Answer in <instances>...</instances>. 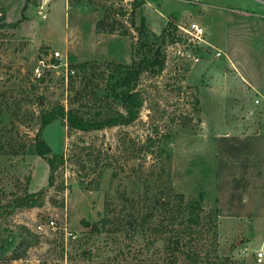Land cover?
I'll return each instance as SVG.
<instances>
[{
  "label": "rangeland",
  "instance_id": "rangeland-1",
  "mask_svg": "<svg viewBox=\"0 0 264 264\" xmlns=\"http://www.w3.org/2000/svg\"><path fill=\"white\" fill-rule=\"evenodd\" d=\"M130 3L0 0V264H162L163 240L147 250L146 239L132 238L122 195H141L148 181L150 186L170 185L187 199L203 195L210 208L216 196L215 136L264 134V107L255 104L264 94V0H202L189 4L190 20L182 22L196 20L207 42L225 56L216 57L205 45L166 44L162 74L141 76L145 102L135 122L89 132L71 130L61 120L45 127L42 138L51 153L64 157L47 187L48 165L28 149L38 129L39 107L67 106L71 95L60 57H66L67 65L129 63L138 25L137 17L131 24ZM104 11L115 13L113 34L107 26L96 30ZM36 70L43 83H35ZM33 87L43 97L39 105ZM156 133L163 135L160 144L170 153L164 173L158 171L161 155L145 153L143 147ZM10 142L25 144L26 154H6L2 145ZM132 150L140 158H132ZM139 168L141 176L135 171ZM40 190L39 207L14 209L16 197ZM105 203L108 215L117 219L98 233L94 226L101 225ZM49 220L55 221V230L37 234L35 227ZM20 227L36 235L38 243L23 258L7 261L21 250ZM258 234L264 235V223L219 216V256L234 264H257L251 253Z\"/></svg>",
  "mask_w": 264,
  "mask_h": 264
},
{
  "label": "trees",
  "instance_id": "trees-1",
  "mask_svg": "<svg viewBox=\"0 0 264 264\" xmlns=\"http://www.w3.org/2000/svg\"><path fill=\"white\" fill-rule=\"evenodd\" d=\"M145 1L133 0L130 3L131 24L135 26V17L138 18V25L135 27L136 40L130 44V62L107 63L102 66L96 61H70L66 69V78L71 92L67 106L56 104L48 108L39 107L36 116L38 129L28 150H32L33 154L45 159L49 170L47 187L53 184V175L60 166H63L64 157L51 153L49 146L42 138L44 128L56 120L63 121L71 130L81 132L132 124L138 119L145 102L143 91L139 88L141 76L144 74H147L149 78L160 76L166 63L165 45L182 41L181 36H177V26L171 21H167L159 33L151 31L146 26L141 12ZM108 12L104 11L97 21L96 30L100 32L102 27L107 26L106 32L113 34L117 21L115 13ZM122 34L129 33L124 31ZM42 75L41 73L40 77L35 78L36 84L44 82ZM33 89L34 100L39 105V99L43 97L38 96L35 87ZM162 136L157 137V133L154 136H148L143 147L146 150L145 153L152 155L156 152L161 155L163 161L158 171L162 170L164 173L165 161L170 160V153L160 144ZM12 142L3 143L8 144L2 145L6 154L11 156L26 154L25 144L14 146ZM138 157L140 158L138 154L134 155L133 151L132 158ZM155 165H152L153 169ZM105 166L109 167V163ZM135 171L140 174L139 176L142 175L141 168ZM157 175L156 178L152 176L153 182L159 180L161 173ZM42 192L40 190L16 197L13 201L14 209L39 207L42 203ZM122 197L124 198L123 206L129 210L127 226L132 231V238L135 236L146 239L147 250H150L158 239L163 240L160 252L163 256L162 264H234L233 261L223 259L218 254L220 210L216 196L212 206L208 208L205 206L203 195L197 199H187L183 193L176 192L170 185L150 186V182L147 181L141 195L131 194L122 195ZM105 205L101 225L94 226V231L98 233L103 231L106 224H111L117 219L108 215V204L105 203ZM85 225L88 227L87 223ZM20 228L23 234L19 246L21 250L14 251L5 259L7 261L23 258L28 248L38 243L36 235L26 227ZM200 240V243L195 244ZM130 264L144 263L138 260Z\"/></svg>",
  "mask_w": 264,
  "mask_h": 264
},
{
  "label": "crops",
  "instance_id": "crops-1",
  "mask_svg": "<svg viewBox=\"0 0 264 264\" xmlns=\"http://www.w3.org/2000/svg\"><path fill=\"white\" fill-rule=\"evenodd\" d=\"M189 4L194 2L146 0L141 12L146 26L158 33L164 27L163 19L174 23L190 20L186 16L192 10L187 7L193 5ZM215 147L216 197L220 218L264 223V134L219 133L215 136ZM257 238L259 243L251 253L252 261H255V253L264 246V235L258 234ZM260 264H264V259Z\"/></svg>",
  "mask_w": 264,
  "mask_h": 264
},
{
  "label": "built area",
  "instance_id": "built-area-1",
  "mask_svg": "<svg viewBox=\"0 0 264 264\" xmlns=\"http://www.w3.org/2000/svg\"><path fill=\"white\" fill-rule=\"evenodd\" d=\"M129 2H132L133 0H128ZM194 3H199L200 0H192ZM174 23V22H173ZM177 26V36H181V42L177 41L173 44L179 45L178 42L180 43H187V46L191 47H200L205 45L207 48H211L213 50V54L216 57H221L225 56L224 52H222L219 48L214 47L210 43L207 42L205 39V30L202 28L200 24L197 22H187L186 24L181 22L174 23ZM172 44V46H173ZM55 57H59L60 53L59 52H54L53 53ZM187 56L191 57V55L187 54ZM61 62L60 64L66 67L67 69V59L64 57V60H62V55L60 57ZM195 61H198L199 59L197 57H193ZM36 76L40 77V74L38 70H36ZM255 104L261 107H264V96L259 95L258 98L255 99ZM56 228V223L54 220H49L44 224H38L35 227V232L37 234L45 233L47 230H55ZM264 259V246L260 248L256 253H255V262L257 264L262 263Z\"/></svg>",
  "mask_w": 264,
  "mask_h": 264
}]
</instances>
